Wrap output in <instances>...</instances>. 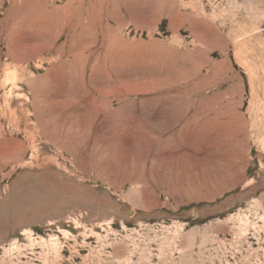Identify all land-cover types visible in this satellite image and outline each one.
I'll return each instance as SVG.
<instances>
[{
	"label": "rangeland",
	"instance_id": "obj_1",
	"mask_svg": "<svg viewBox=\"0 0 264 264\" xmlns=\"http://www.w3.org/2000/svg\"><path fill=\"white\" fill-rule=\"evenodd\" d=\"M0 264H264V0H0Z\"/></svg>",
	"mask_w": 264,
	"mask_h": 264
},
{
	"label": "bare ground",
	"instance_id": "obj_2",
	"mask_svg": "<svg viewBox=\"0 0 264 264\" xmlns=\"http://www.w3.org/2000/svg\"><path fill=\"white\" fill-rule=\"evenodd\" d=\"M134 175V174H133ZM139 175V174H138ZM130 176V175H129ZM141 176V175H140ZM134 177V176H133ZM130 180H133V178L132 177H130Z\"/></svg>",
	"mask_w": 264,
	"mask_h": 264
}]
</instances>
